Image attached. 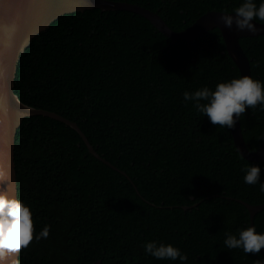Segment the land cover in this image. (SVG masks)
I'll use <instances>...</instances> for the list:
<instances>
[{"label":"trees","instance_id":"obj_1","mask_svg":"<svg viewBox=\"0 0 264 264\" xmlns=\"http://www.w3.org/2000/svg\"><path fill=\"white\" fill-rule=\"evenodd\" d=\"M158 11L184 30L210 10L232 12L241 0H123ZM259 0H257V3ZM251 76L264 81V34L241 38ZM240 75L219 28L172 38L127 10L89 9L60 16L22 53L15 92L44 115L24 118L16 134L18 197L31 205L34 231L47 239L20 253V264H180L142 247L157 239L188 256L187 264H254L259 254L224 248L226 231H264V208L253 224L244 203L264 204L244 182L249 163L231 129L211 124L183 100L185 90L215 87ZM246 144L264 141V110L240 118ZM264 254V248L261 249ZM264 258V257H262Z\"/></svg>","mask_w":264,"mask_h":264},{"label":"water","instance_id":"obj_2","mask_svg":"<svg viewBox=\"0 0 264 264\" xmlns=\"http://www.w3.org/2000/svg\"><path fill=\"white\" fill-rule=\"evenodd\" d=\"M95 8L139 13L174 41L179 39L191 40L217 27L223 34L227 51L238 66L240 75H251L250 59L241 44V38L264 34V28L252 33L248 30L237 29L235 24L232 28L226 27L220 20V16L226 11L219 10L207 11L189 27L178 31L173 29L158 11L129 1L0 0V173L4 174V178L0 180V192H6L10 196H18L15 161L16 134L24 118L32 115L49 116L70 125L82 136L95 157L127 175L125 171L119 169L95 149L76 121L56 111L23 102L14 88L20 57L36 35L46 30L60 16ZM254 22L257 23L258 27L260 26L258 21ZM231 131L236 147L246 159L264 161V141L258 149L250 150L246 144L240 120H237ZM244 203L250 211L253 224L256 213L264 208V204L256 205L246 201ZM20 253L21 251L10 255L6 264H20Z\"/></svg>","mask_w":264,"mask_h":264},{"label":"clouds","instance_id":"obj_3","mask_svg":"<svg viewBox=\"0 0 264 264\" xmlns=\"http://www.w3.org/2000/svg\"><path fill=\"white\" fill-rule=\"evenodd\" d=\"M220 20L228 28L235 24L239 30L256 33L264 28V0L258 3L257 0H241L231 13H222ZM183 100L186 104L191 103L195 111L206 116L211 124L231 129L244 116L246 109L254 111L259 106L264 110V81L243 74L218 81L214 89L202 86L194 91L185 90ZM241 171L246 184L258 185L264 192L262 169L258 163L246 164ZM3 178L4 174L0 173V180ZM50 228L45 224L39 231H34L31 205L18 196L0 192V264H6L10 255L26 249L33 239H47ZM223 244L224 248L240 249L247 256L249 253L259 254L261 258L254 260V264H264V254L261 253L264 231H258L254 225L238 228L235 232L226 231ZM142 247L147 255L157 260L187 264V254L170 242L153 239L144 242Z\"/></svg>","mask_w":264,"mask_h":264}]
</instances>
